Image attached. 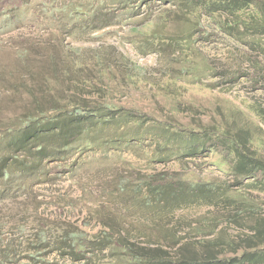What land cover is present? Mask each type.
Masks as SVG:
<instances>
[{
  "label": "rangeland",
  "instance_id": "374dc122",
  "mask_svg": "<svg viewBox=\"0 0 264 264\" xmlns=\"http://www.w3.org/2000/svg\"><path fill=\"white\" fill-rule=\"evenodd\" d=\"M14 7L15 0H0V127L14 126L44 91L52 102L81 97L116 112L87 130L62 166L49 163L27 190L13 183L0 195V255L12 253L16 264H121L109 249L77 262L53 243L70 233L93 247L107 230L160 232L118 189L140 179L239 183L230 172L233 155L216 141L243 138L246 149L264 155V35L252 29L248 12L235 18L195 0H31ZM204 134L211 139L205 146L196 141ZM248 195L264 215V194ZM217 212L187 204L169 215L163 228L175 232L171 256L187 250L199 257L223 230L232 238L247 233L231 224L213 228ZM189 225L213 231L204 237ZM43 232L50 241L41 242ZM26 248L35 251L20 252Z\"/></svg>",
  "mask_w": 264,
  "mask_h": 264
},
{
  "label": "trees",
  "instance_id": "16d2710c",
  "mask_svg": "<svg viewBox=\"0 0 264 264\" xmlns=\"http://www.w3.org/2000/svg\"><path fill=\"white\" fill-rule=\"evenodd\" d=\"M30 1L15 0L13 12L28 5ZM195 1L199 2L200 7L209 9L215 6L219 8L218 11L229 13L235 18L248 12V19L255 23L252 29L264 35V6L261 4L257 6L252 0ZM198 6H191L193 8L190 13ZM252 7L253 10L248 11ZM4 11L5 8L0 9V13ZM79 86L80 84L76 86L77 90ZM43 93L48 101H45ZM43 93L34 97L29 112L20 113L16 117L14 126L0 127V144L3 145L4 154L0 157V182L3 184L0 195L6 188L10 189L13 183H17L14 190H27L33 180L46 176L45 168L49 163L62 166L63 161L71 155L73 145L80 141L87 130L108 123L115 117L114 109L95 100L64 97L52 102L47 92ZM258 114L263 112L259 111ZM221 137L229 136L223 133ZM208 140L211 139L204 134L196 141L205 146ZM216 142L233 155L235 161L230 166V172L239 183L230 186L228 183L197 184L185 177L175 181L170 179L168 182L162 178L160 181L140 179L135 186L133 183L119 186L120 192L128 195L136 207L153 216V230L162 228L160 232L142 231L136 234L135 231H121L114 236L113 231L107 230V233H100L91 241L94 243L93 247H88L91 243L86 238L74 233L63 234L61 240L54 241L53 244L58 245L54 251L65 252L67 249V258L77 262L90 259L93 252L109 249L121 264H264V215L260 213L261 207L257 200L248 195L249 191L264 194V155L258 154L256 150L246 149L247 142L243 138L229 137ZM72 166H76V161ZM187 204L218 210L212 215L213 228L222 223L231 224L247 233L232 238L227 233L224 236L223 230L211 241L203 243L199 257L187 250L174 253L172 257L169 250L174 246L171 241L175 238V232L165 230L163 221ZM247 223L252 226L246 228ZM190 226L187 227L191 231L204 237H208L209 232L213 231L204 233L203 226ZM140 238L143 240L140 241ZM40 240L50 241L46 232L40 235ZM29 241L30 239L26 240V245ZM34 251L35 249L26 248L20 252L30 254ZM11 255L8 252L0 255V264H16L18 261ZM21 260L27 261V258Z\"/></svg>",
  "mask_w": 264,
  "mask_h": 264
}]
</instances>
